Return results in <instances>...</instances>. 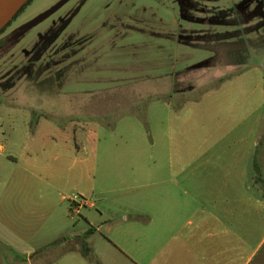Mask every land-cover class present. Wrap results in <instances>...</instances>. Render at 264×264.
I'll return each instance as SVG.
<instances>
[{"label": "rangeland", "instance_id": "374dc122", "mask_svg": "<svg viewBox=\"0 0 264 264\" xmlns=\"http://www.w3.org/2000/svg\"><path fill=\"white\" fill-rule=\"evenodd\" d=\"M81 126L83 196L112 212L145 215L163 181L250 180L264 0H33L0 33V170L34 132Z\"/></svg>", "mask_w": 264, "mask_h": 264}, {"label": "crops", "instance_id": "0c3cea01", "mask_svg": "<svg viewBox=\"0 0 264 264\" xmlns=\"http://www.w3.org/2000/svg\"><path fill=\"white\" fill-rule=\"evenodd\" d=\"M90 137L84 126L45 129L10 154L0 170V264H264V131L250 180H200L193 196L163 181L160 197L147 191L145 215L83 196L96 188ZM73 190L85 201L78 213Z\"/></svg>", "mask_w": 264, "mask_h": 264}, {"label": "water", "instance_id": "95a60500", "mask_svg": "<svg viewBox=\"0 0 264 264\" xmlns=\"http://www.w3.org/2000/svg\"><path fill=\"white\" fill-rule=\"evenodd\" d=\"M29 0H0V31Z\"/></svg>", "mask_w": 264, "mask_h": 264}, {"label": "trees", "instance_id": "16d2710c", "mask_svg": "<svg viewBox=\"0 0 264 264\" xmlns=\"http://www.w3.org/2000/svg\"><path fill=\"white\" fill-rule=\"evenodd\" d=\"M33 0H29L21 9L20 11L15 15V17L13 18L16 19L24 10L25 8L32 2ZM11 20L1 31L0 33L4 32L6 30V28L12 23ZM254 164H255V167H257V159L255 158L254 160ZM258 168V167H257ZM81 251L86 255L89 253L90 251V246L87 244V242L83 241L82 244H81Z\"/></svg>", "mask_w": 264, "mask_h": 264}, {"label": "built area", "instance_id": "2783aa9c", "mask_svg": "<svg viewBox=\"0 0 264 264\" xmlns=\"http://www.w3.org/2000/svg\"><path fill=\"white\" fill-rule=\"evenodd\" d=\"M70 200L72 201L73 211L80 212V209L84 207L85 201L81 199V197L77 194H74L70 197Z\"/></svg>", "mask_w": 264, "mask_h": 264}]
</instances>
